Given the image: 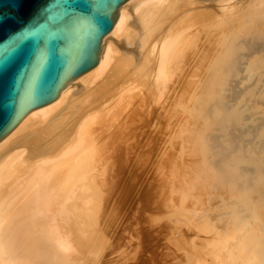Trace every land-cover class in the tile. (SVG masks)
I'll use <instances>...</instances> for the list:
<instances>
[{
  "label": "bare ground",
  "instance_id": "bare-ground-1",
  "mask_svg": "<svg viewBox=\"0 0 264 264\" xmlns=\"http://www.w3.org/2000/svg\"><path fill=\"white\" fill-rule=\"evenodd\" d=\"M259 2L128 0L119 8L114 29L103 39L99 65L73 80L56 101L30 112L12 133L0 141V264H76L78 254L93 252L95 237L101 230L100 215L106 191V180L103 183L101 176L104 179L108 175V166H112L110 162L114 159L112 156L115 157L113 153L108 155L111 152L107 147L111 132L117 129L116 133L125 141L132 130V133L138 132L136 134L140 135L144 128L160 125L162 133L157 140L172 142L178 136L186 141L190 131V100L203 93L206 81L220 77L223 66L241 65V35L237 30V18L243 11L250 17ZM130 46L139 47V59ZM207 63L211 65H208L210 69ZM259 67V76L264 77V60ZM243 69L240 66L238 71ZM231 72V76H235L236 70L232 69ZM232 81L236 82V79H231L230 83ZM80 87H84V90L76 99L79 106L74 111L71 109L73 113L70 111L71 114L67 116V125H63V119V122L57 123L65 127L52 133L50 129L49 134L48 120ZM233 87L231 84L230 91ZM219 93L215 95L219 97ZM239 93L238 96H241ZM257 102L260 103L259 100ZM249 127L255 129L254 126ZM175 129H180V133L174 134ZM215 136L212 140L218 135ZM119 140L118 143L123 142ZM221 146H215L218 153ZM234 148L236 151L238 147ZM133 154L135 158L139 157L136 152ZM228 155L225 153V156ZM225 159L222 157L224 162ZM215 160L218 166H224L222 160ZM221 167L219 169L222 171ZM255 232H252L253 235ZM255 237H258V241L260 236ZM98 239L96 237V241Z\"/></svg>",
  "mask_w": 264,
  "mask_h": 264
},
{
  "label": "rangeland",
  "instance_id": "rangeland-1",
  "mask_svg": "<svg viewBox=\"0 0 264 264\" xmlns=\"http://www.w3.org/2000/svg\"><path fill=\"white\" fill-rule=\"evenodd\" d=\"M258 4L250 17L243 11V16L239 15L237 18V30L239 36H243L239 38V54L242 59L239 65L244 69L238 71V64L232 67L223 66L220 73L222 79L209 78L212 81H206L208 84L205 82L203 93L190 100V131L188 130L186 141L178 136L172 142L157 140L162 133L160 125L146 127L140 135L130 131V138L126 137L127 143L126 139L124 141L116 133L117 129L111 132L112 136L109 134L112 139L107 137L109 143L106 140L107 147L111 150L108 155L113 153L118 159L112 156V160L116 162H110L112 166H108V175L104 179L101 176L102 182L106 180L107 185L106 187L104 184L106 191L100 215L99 230L102 234H99L100 231L97 233V241L95 237L97 244H93L94 255L78 254L76 264H264V77L259 76V66L264 60V0H260ZM242 32L245 34L242 35ZM255 41L258 43L254 44ZM246 44L251 48H246ZM129 48H132L139 59V47ZM208 65L209 63L207 68L211 67ZM232 69L236 70L235 76H231ZM231 79H236L237 83H230ZM231 84L234 89L230 91ZM82 90L84 87L71 93L67 103L50 117L47 124L49 134L51 131L59 132L65 127L63 125H67V116L78 108L76 99ZM214 92H220L219 97ZM208 114L212 115L208 117ZM61 121L63 125L57 123ZM260 123H263L262 126ZM53 125L58 131L52 130L55 129ZM249 126H254L255 129ZM178 133L180 129H175L174 134ZM241 133L244 135H240ZM216 134L221 135L220 138L217 136L218 139L212 140ZM233 135L240 136V139ZM207 139L215 145L208 143ZM118 140L123 141L120 143L124 145L118 143ZM235 140L238 143H234ZM218 144H223L224 147ZM215 146H221L219 153ZM231 146L238 148L234 151L235 148L233 150ZM227 148L231 149L230 152ZM221 149L222 152L226 150V155L229 152L230 156H225V153L222 155ZM132 151L139 157L135 158ZM213 151L214 154L216 152L215 155L212 154ZM222 157H227L228 160L225 159L224 162ZM215 159L222 160L224 166L229 164L225 166L227 169L222 165L218 166ZM250 171H254V174ZM239 187L242 188L241 191ZM252 232H255L254 235ZM255 235L262 237L261 240L259 237L257 241L258 237ZM100 240L103 241L102 244Z\"/></svg>",
  "mask_w": 264,
  "mask_h": 264
},
{
  "label": "water",
  "instance_id": "water-1",
  "mask_svg": "<svg viewBox=\"0 0 264 264\" xmlns=\"http://www.w3.org/2000/svg\"><path fill=\"white\" fill-rule=\"evenodd\" d=\"M128 0H0V141L101 61Z\"/></svg>",
  "mask_w": 264,
  "mask_h": 264
}]
</instances>
